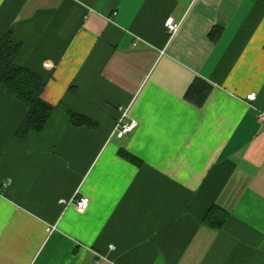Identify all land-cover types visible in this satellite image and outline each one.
<instances>
[{"label": "crops", "instance_id": "1", "mask_svg": "<svg viewBox=\"0 0 264 264\" xmlns=\"http://www.w3.org/2000/svg\"><path fill=\"white\" fill-rule=\"evenodd\" d=\"M6 34L55 110L20 138L0 86V264H264L261 0H0Z\"/></svg>", "mask_w": 264, "mask_h": 264}, {"label": "trees", "instance_id": "2", "mask_svg": "<svg viewBox=\"0 0 264 264\" xmlns=\"http://www.w3.org/2000/svg\"><path fill=\"white\" fill-rule=\"evenodd\" d=\"M264 3V0H261ZM21 46L6 34L0 39V86L28 108V113L17 131V136L25 138L31 133H40L51 118L55 107L43 99L45 84L31 70L16 64ZM212 86L196 79L189 87L185 98L197 108H203L210 97ZM71 123L79 128H97V124L86 116L68 112ZM122 154V153H121ZM123 156L129 158L126 154ZM227 216L215 218L209 211L205 223L217 229L222 228Z\"/></svg>", "mask_w": 264, "mask_h": 264}, {"label": "built area", "instance_id": "3", "mask_svg": "<svg viewBox=\"0 0 264 264\" xmlns=\"http://www.w3.org/2000/svg\"><path fill=\"white\" fill-rule=\"evenodd\" d=\"M165 27L168 29L171 35L175 34L179 29V24L175 23L172 19H169L165 23ZM256 99V94L252 93L247 97V100L253 102ZM127 112L125 111L121 118L118 120L115 128V133L119 138H123L126 135L133 132L139 125V122L135 119H127ZM259 120L264 121V113L259 114ZM63 204L74 205L79 211H86L90 204L88 197L75 198L69 202L61 201Z\"/></svg>", "mask_w": 264, "mask_h": 264}]
</instances>
